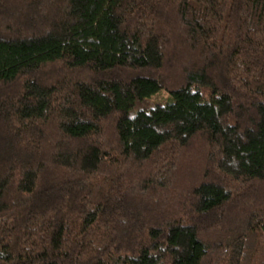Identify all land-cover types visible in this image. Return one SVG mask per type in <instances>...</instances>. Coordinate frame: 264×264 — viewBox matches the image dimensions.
<instances>
[{
	"label": "trees",
	"instance_id": "1",
	"mask_svg": "<svg viewBox=\"0 0 264 264\" xmlns=\"http://www.w3.org/2000/svg\"><path fill=\"white\" fill-rule=\"evenodd\" d=\"M0 264H264V0H0Z\"/></svg>",
	"mask_w": 264,
	"mask_h": 264
},
{
	"label": "rangeland",
	"instance_id": "2",
	"mask_svg": "<svg viewBox=\"0 0 264 264\" xmlns=\"http://www.w3.org/2000/svg\"><path fill=\"white\" fill-rule=\"evenodd\" d=\"M168 96V93L165 91H161L159 94L155 95L152 100L156 101H165ZM249 246L253 249L256 246V234L255 233H250L249 235Z\"/></svg>",
	"mask_w": 264,
	"mask_h": 264
}]
</instances>
